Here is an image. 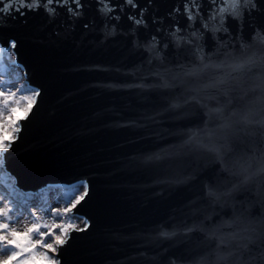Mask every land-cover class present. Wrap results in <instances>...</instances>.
I'll list each match as a JSON object with an SVG mask.
<instances>
[{
    "label": "snow or ice",
    "instance_id": "1",
    "mask_svg": "<svg viewBox=\"0 0 264 264\" xmlns=\"http://www.w3.org/2000/svg\"><path fill=\"white\" fill-rule=\"evenodd\" d=\"M158 4L159 0H0V168H6L26 127L22 121L29 120L43 99V86L34 85L22 64L23 37L4 35L3 30L12 22L27 25L30 18L40 17L80 22L87 29L99 18L109 34L128 35L140 51L141 62L154 78L149 87L158 90L166 105L157 115L168 113L182 121L177 130H167L170 140L161 137L165 146L148 157L158 182L181 190L203 177L201 200L208 208L234 192H256L264 203V23L245 30L253 11L264 13V0H170L163 14ZM90 10L95 17L88 20ZM257 68L259 111L239 103L247 95L246 77ZM21 110L25 115L19 118L16 113ZM68 185L72 191L65 193L63 205L57 198L31 206L18 202L11 191H0V264H66L64 253L74 234L91 227L80 214L91 200L89 179L80 177ZM16 187H21L18 180ZM195 203L177 206L176 215L157 225L153 238L170 242L196 237L207 251L193 255L191 247L161 244L153 264H264V217L259 229L242 215L217 224L193 207ZM73 220H82L84 227Z\"/></svg>",
    "mask_w": 264,
    "mask_h": 264
},
{
    "label": "water",
    "instance_id": "2",
    "mask_svg": "<svg viewBox=\"0 0 264 264\" xmlns=\"http://www.w3.org/2000/svg\"><path fill=\"white\" fill-rule=\"evenodd\" d=\"M158 6L163 14L170 0H159ZM94 17L90 10L86 19ZM262 23L264 13L253 11L245 30ZM3 34L23 37L22 64L34 85L43 86V99L22 121L26 127L6 169L22 189L37 191L80 177H87L91 186V200L80 210L91 227L74 234L64 253L66 264H153L161 244L203 254L205 243L196 237L170 242L153 238L157 225L170 222L174 209L189 201L217 224L242 215L259 229L264 203L256 192H234L208 208L201 200L203 177L181 190L158 182L148 157L165 146L161 137L182 121L168 113L157 115L165 102L149 87L154 78L128 35L109 34L99 18L85 29L80 22L44 17L30 18L27 25L12 22ZM260 72L257 68L246 77L241 107L260 110ZM223 226L227 234V224Z\"/></svg>",
    "mask_w": 264,
    "mask_h": 264
},
{
    "label": "bare ground",
    "instance_id": "3",
    "mask_svg": "<svg viewBox=\"0 0 264 264\" xmlns=\"http://www.w3.org/2000/svg\"><path fill=\"white\" fill-rule=\"evenodd\" d=\"M21 83L24 84L25 81H21ZM22 94H27V93H22ZM20 112L22 113V116L25 115V113L22 110ZM10 176L12 177L13 180L16 179L14 174L11 173ZM49 185L51 187H49ZM49 185L43 186L39 188L37 191L36 190H31V191L26 190V192L24 191L25 192L24 194L16 193L15 196L19 198L20 202L26 201L31 206H36L43 201L51 202L57 198L61 199V205H63L65 193L71 192L72 189L69 187L68 184H49ZM72 222L75 224H78L80 227H84L82 220H73Z\"/></svg>",
    "mask_w": 264,
    "mask_h": 264
},
{
    "label": "rangeland",
    "instance_id": "4",
    "mask_svg": "<svg viewBox=\"0 0 264 264\" xmlns=\"http://www.w3.org/2000/svg\"><path fill=\"white\" fill-rule=\"evenodd\" d=\"M7 78V77H5ZM16 116L19 118H22V113L20 111H18L16 113ZM11 173L9 171H7L5 168H0V191H11L14 193V195L16 193H22L24 194L26 192L27 189H22L21 187L17 188L16 187V179H12V177L10 176ZM25 191V192H24ZM31 191V190H29ZM18 202L19 198H17ZM40 203V201H39Z\"/></svg>",
    "mask_w": 264,
    "mask_h": 264
}]
</instances>
